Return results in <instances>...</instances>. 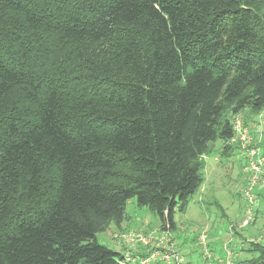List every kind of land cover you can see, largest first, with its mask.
I'll return each instance as SVG.
<instances>
[{
	"label": "trees",
	"instance_id": "obj_1",
	"mask_svg": "<svg viewBox=\"0 0 264 264\" xmlns=\"http://www.w3.org/2000/svg\"><path fill=\"white\" fill-rule=\"evenodd\" d=\"M263 112L264 0H0V264H123L127 203L174 230Z\"/></svg>",
	"mask_w": 264,
	"mask_h": 264
},
{
	"label": "rangeland",
	"instance_id": "obj_2",
	"mask_svg": "<svg viewBox=\"0 0 264 264\" xmlns=\"http://www.w3.org/2000/svg\"><path fill=\"white\" fill-rule=\"evenodd\" d=\"M246 114L238 118L250 131L251 146L261 149L264 155V112L259 116ZM212 145L214 151L203 157L205 183L185 212L179 206L175 210L171 242L182 261L171 264H250L264 257V249L256 250L254 246L264 247V182L261 180L254 188V203L250 205L244 195L249 177L244 172L246 159H240L237 152L221 158L223 142ZM249 210L252 220L243 227ZM164 231L159 216L148 208H139L136 199H132L127 203L123 223L120 226L113 223L97 238L99 243L139 261L163 250ZM139 234L151 236L152 240L148 245L136 242ZM155 264L166 263L159 259Z\"/></svg>",
	"mask_w": 264,
	"mask_h": 264
},
{
	"label": "built area",
	"instance_id": "obj_3",
	"mask_svg": "<svg viewBox=\"0 0 264 264\" xmlns=\"http://www.w3.org/2000/svg\"><path fill=\"white\" fill-rule=\"evenodd\" d=\"M233 131L234 136L228 142V144L232 146H238L244 153L243 155L247 161L244 172L249 175L248 187L245 189L244 195L250 202V205H253L254 200L252 192L254 188L261 182V180L264 182L263 178L261 179V176L264 175V155L262 154L261 149L251 146L252 138L250 135V131L238 117L233 121ZM251 215L252 211L249 210L248 217L243 222V227H246L250 224L252 220ZM170 232V230H165L162 234V243H164L162 251L153 252L152 254H149L144 258H140L139 261L134 258H128V256H125L123 264H155L159 259H161L166 264H171L172 262H181L182 258L176 253L173 243L171 242L173 241V238L171 237ZM136 237V242H139L141 244L144 243L143 245H148L152 240L151 236L147 237L143 234H139ZM205 238V235H203V243Z\"/></svg>",
	"mask_w": 264,
	"mask_h": 264
},
{
	"label": "crops",
	"instance_id": "obj_4",
	"mask_svg": "<svg viewBox=\"0 0 264 264\" xmlns=\"http://www.w3.org/2000/svg\"><path fill=\"white\" fill-rule=\"evenodd\" d=\"M256 119H257V118H256ZM256 119H255V120H256ZM255 120H254V121H255ZM236 152L238 153V157H239L240 159H245L244 155L242 154V152H241L239 149H237L234 153H236ZM234 153H233V154H234ZM220 161H222V160H220ZM132 251H133V250H132ZM132 251H131V255H132ZM123 255H124V254H123ZM125 255H126V254H125ZM125 255H124V256H125Z\"/></svg>",
	"mask_w": 264,
	"mask_h": 264
}]
</instances>
